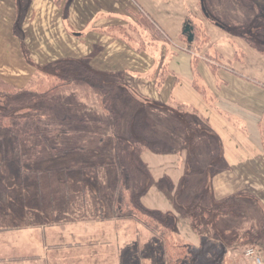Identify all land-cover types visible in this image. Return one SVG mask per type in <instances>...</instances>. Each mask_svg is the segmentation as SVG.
Instances as JSON below:
<instances>
[{
  "label": "crops",
  "instance_id": "0c3cea01",
  "mask_svg": "<svg viewBox=\"0 0 264 264\" xmlns=\"http://www.w3.org/2000/svg\"><path fill=\"white\" fill-rule=\"evenodd\" d=\"M12 2L0 0L2 78L18 87L26 86L35 72L21 55L20 41L34 44L41 51L48 47L49 42L59 47L56 58L63 61L88 58L93 70L108 75L120 74L131 90L151 101L168 103L173 98L190 107L196 105L193 108L197 113L201 112L207 125L202 129L206 133L203 135L205 143L202 141L197 148L198 159L202 160L201 155H204L212 160L207 169L213 161L216 165H223V169L215 175L211 174L213 176L209 179L203 177L199 187L210 189L207 194L214 201H225L229 196V199L236 197L238 200L236 195L239 193L251 196L244 200L239 198L241 207L239 203L232 204L233 214L224 213L219 218L220 229L227 228L226 233L240 230L238 225H234V211L245 207L254 215L259 214L263 224L264 52L252 44L255 41L253 36L235 34L233 37L225 26L209 18L201 0H29L31 4L27 7L23 29L17 32L12 28L10 13L15 10ZM221 3V0H205L208 9L214 7L223 17ZM139 14L158 29L165 38L162 42H166L167 46L161 42L154 45L158 50L138 51L115 35L126 29L128 17L136 22ZM238 14L236 12L232 18L237 19ZM190 16L193 21L203 23L209 37L201 52L204 57H200L196 64L200 80L207 86L208 99L194 87L193 55L174 46L186 47L180 37ZM243 16L241 26L255 22L249 10H243ZM222 41L227 44L223 45L225 54L218 50L212 53L211 50ZM15 45L19 53L14 50ZM1 49H9L10 53L6 55ZM228 51L231 52L227 58ZM209 60L225 65H215L216 69H213ZM163 63L168 65L171 73L159 88L155 80ZM145 73L155 76L142 77ZM188 156L186 151L180 155L153 152L143 155L155 179V185L143 198L147 207L175 212L174 203L159 188V184L168 177L175 194L183 180L191 182ZM196 170L199 168L196 167ZM187 174H190L188 178ZM48 198L50 203H73L77 199L64 196ZM48 198L39 197L36 201L44 202ZM256 204L259 209H256ZM65 206L49 205L46 211L51 221L38 222L33 228L16 229L23 236L21 239L17 237V241L10 240L16 246L24 245L33 257L18 261L24 264H164L165 257H160L158 243L155 249L154 245H146L145 248L143 227H130L124 223L122 216L114 214L106 218L98 217L96 215L100 210L92 211L86 219L84 214L89 211L88 205ZM67 212H80V217L72 219L74 226L68 225V219H61ZM106 220L113 225H104ZM259 224L254 227L259 228ZM184 231L185 237L194 245L202 244L203 240L207 242L208 236L203 239L202 231L201 234L195 232L191 226Z\"/></svg>",
  "mask_w": 264,
  "mask_h": 264
},
{
  "label": "rangeland",
  "instance_id": "374dc122",
  "mask_svg": "<svg viewBox=\"0 0 264 264\" xmlns=\"http://www.w3.org/2000/svg\"><path fill=\"white\" fill-rule=\"evenodd\" d=\"M221 1L224 11L223 17L215 11L214 7H211L212 10H210V8L209 11L212 15L215 16V18L220 17V20L233 37L235 36V34H243L249 38L253 36L255 39H264V34L260 36L261 34L259 33V31L254 29L255 26H259L262 27V29L260 30L264 31V0ZM12 4L15 8V10L10 13L11 21L13 24L12 28L14 27V29L19 32L23 29L25 14L28 11L27 7L29 6V4H31V2H29V0H13ZM257 6L263 9V14L260 12L261 16H258L260 9L257 8ZM249 7L255 9V14L250 12V16L251 18H254L255 22L257 23L255 24L254 22L250 25L241 26L240 22L243 18H245V16L242 17V12L243 10H247ZM236 12H239L238 17L237 19H233L232 15L236 14ZM127 19L128 23L125 28L126 30H128L127 28H129V32L133 34L134 45L132 46L136 48L142 43L141 40H143L144 38L148 39L149 36L140 35V33H137V29L133 30V27L135 26V21L129 17ZM197 22L200 23L199 20H197ZM254 30L256 34L260 35L258 36L256 34H253ZM139 31H141V29H139ZM162 43V45L167 46L166 42ZM47 45L48 47L41 51L39 47L35 48L34 44H29L27 42L20 41L19 47L21 50V55H23L24 60L29 65V67H32L34 72L39 71V68L47 69L52 63L61 60L56 58L55 56L56 49H58L59 47H56V45H52V43L49 42L47 43ZM223 45L227 44L223 41L218 43L215 49L211 50L212 53H215V51L218 50L225 54V48L223 47ZM174 46L177 50L187 48H179L178 45ZM152 48L158 50L156 46ZM9 49L11 50V48ZM9 49H1V51L8 55L10 53ZM14 50L18 51L16 45L14 46ZM148 51L150 52L151 50ZM230 52L231 51L227 52V58L229 57ZM36 53L37 56L35 55ZM190 53L194 56V54H196V50L192 49ZM200 57L204 56L200 54ZM70 61L76 63L81 62L91 68V62L88 58L78 59V61L77 59H74ZM227 61L228 60H226V63ZM210 62L213 65H225L222 62L218 63L220 61L211 60ZM100 74L102 75L101 78L105 82H114L116 80H121L125 84V80L120 74ZM146 75L147 74L145 73L144 75H142V77H146ZM133 92L136 93L135 90H133ZM139 96L143 97L144 99L148 98L143 95ZM85 101H87L86 110L83 111L82 115L78 116L79 118L87 116L88 118L96 119L97 113L102 114L101 111L97 108L96 102L93 99ZM146 101L151 102V100ZM146 101L145 103L148 104V102ZM166 105L167 106L162 105V108H164L166 112L170 113V116L172 115L173 117L176 116L178 118V115L174 113L176 112V106L174 104H171L170 102ZM52 106L54 110L56 109V112H54L56 116H61V107H56L53 104ZM192 107L197 106L192 105ZM57 108L59 109V111ZM151 111L152 115L154 116V120L156 121L155 124L160 125L159 119L161 111L159 112L157 110H150V114ZM45 113H47V111ZM163 117L164 116L162 115L161 119ZM166 122L167 124H165V126L168 125L170 127V132H168L167 135L171 136L167 138L166 142L170 143L171 147L175 150L164 155H180L181 153L183 154L184 151H186L189 155L188 163H191L190 174H192L191 182H188V186H185V184L179 185L176 189V192L178 191L176 195L173 194L174 186L169 184L168 177L162 179L159 184V188L162 189L169 196V198L175 205V212H168H172L175 215V224L177 226L176 237L178 238L176 239V242L180 243L177 246L192 244V242L188 240L184 235V230L186 229V227L188 228L189 226H191L192 230L195 232L201 234L202 231L203 239L206 238V235L208 236L207 242H204L203 240L202 244H199L198 246L192 244L197 248L196 252H199V254L196 256L199 257L198 264H252L251 259L246 255V249L251 246H255L257 248L259 247L253 243L247 242V240L242 239V237H244V235L248 236L250 234L248 231L252 230V228H256L254 226L260 223L261 218L258 217L259 214L254 215L252 211H247V208L245 207L244 209H241V211L239 209L234 211V225H238L240 230H234L232 232L226 233L225 231L227 228L221 227L220 229V219L217 220L220 230L216 229L217 226H215L216 228L213 227V224H211L213 223L212 210L215 209V206L212 208V204L215 205L214 202L221 201L212 200L211 195L208 198L202 196L201 194H204V191L201 193V188L199 187V185L203 177H207L209 179L211 176L215 175L217 172L222 170L223 165H216L213 161L212 166L207 169L208 164L210 163L209 161L212 160L206 156L204 157V155H201L202 160H199V155L197 152L198 147L192 150L190 148V144L185 143L186 138L181 139L179 137L181 135L179 126L177 125L176 129L171 125L172 122H170V124L168 121ZM186 122L188 124L192 122L194 124L200 125L198 126V129L200 128V130L206 128L207 126L204 123L201 112L191 115L190 118L186 120ZM158 125L156 126L157 129ZM81 138H78V140H76V138H73L71 141L68 140L69 143H72V146L67 148H74V150H76L74 152L71 151L57 153L53 150V148H66L64 146L66 145L65 140L54 138L43 139L40 136L32 138H23L20 141L22 143V148L19 149L18 139L7 129L0 127V264H24L22 261L18 260H31L33 258L31 257L30 251H28V249H26L24 245L16 246L15 243L10 239H15L16 241L17 237H20L21 239L23 235L17 232L16 229L18 228H33L37 226L38 222L51 221L49 215L47 214L46 207L52 204L66 205L65 207L67 208H71L72 206L76 207V205H88L89 211L87 215L86 213L84 214L86 219L88 218V215H92V211L97 212L98 210H100L96 215L98 217L106 218L114 214L116 217L122 216L125 219L124 223L128 224V226L130 227H143V241L145 243V248L146 245H154L155 249V246L158 243V246L160 248V257H165V264L167 261V255L163 239H161V237L157 233L149 229L146 225H144L141 221L137 220L135 217L124 216L122 214L118 215L117 211H119V208L115 205L114 202L117 186V173L115 167L112 164L108 165V163L111 162L113 159V151L110 150L111 148H109L104 154L102 150H98L95 147H91L88 143L84 145L85 142L82 141V143L80 141ZM187 144L189 146L185 147V145ZM81 147L88 148L85 151H81ZM171 147H169V145H166L164 149H169ZM54 149L56 150V148ZM91 151H94L95 153ZM101 162H104L107 165H102ZM196 167H198L199 170H196ZM154 185L155 179L153 186ZM152 187L150 188V190L152 189ZM202 188L204 189L206 187ZM209 191L211 190L209 189ZM197 194L199 195V198L202 197V200L198 198ZM51 196L58 198L63 196L68 198L77 197V203H50L48 197ZM236 196L240 197L241 200H244L246 198L248 199L249 197H251L249 196V194L245 193H239ZM39 197H43L45 199L48 198V201L37 202L36 200L39 199ZM229 197H227V199L225 200L228 201L227 205H232L236 203L238 205L239 203L240 207L242 206V203L238 202L236 197H233V199H229ZM198 201H202V206L197 204ZM142 203L146 208L151 209L147 207V204L144 203L143 199ZM190 205L192 208L190 207ZM255 207L256 209H259V206L257 204L255 205ZM73 213L74 212H67L66 214H64V216L61 217V219H68V225L74 226L75 223L72 221V219L75 220V218H78L81 215H78L80 214V212H76L75 214ZM221 216H219V218H221ZM194 220L196 221V223L194 222ZM197 223L201 226L199 231H196L195 229V227H197ZM104 225L113 224L112 222L106 220V222H104ZM260 225L262 226L261 223L259 224V226ZM221 231H223L226 235L221 233ZM214 234L217 235L219 240L216 239L217 237L215 238ZM149 235L152 238H150Z\"/></svg>",
  "mask_w": 264,
  "mask_h": 264
},
{
  "label": "trees",
  "instance_id": "16d2710c",
  "mask_svg": "<svg viewBox=\"0 0 264 264\" xmlns=\"http://www.w3.org/2000/svg\"><path fill=\"white\" fill-rule=\"evenodd\" d=\"M205 6L209 18L213 22H218L224 26L217 17L215 18L211 14L207 5ZM250 7L246 12L249 10L255 14V9ZM257 8L260 9L258 16H261L260 12L263 14V9L259 6ZM187 27H189V31H185ZM127 29L119 31L115 35H118L130 45H134L133 34L129 32V28ZM134 29H137V33H140V35L149 36L148 39L144 38L141 40L142 43L136 47L138 51H147L154 45L165 41L158 29L142 14L138 15ZM254 29L259 31L260 36L264 34V31L260 30L262 27L255 26ZM255 30L253 34H256ZM190 33L193 35L192 38H190ZM180 39L189 51L192 49L196 50V54L193 56L195 68L193 83L194 87L208 99L210 97L208 96L207 86L201 82L200 75L196 69L200 54L204 46L209 42L203 23L193 21L190 16L185 23V29ZM252 44H255L260 51L264 52V39L257 38ZM211 58L217 59L218 57L211 56ZM210 65L213 69H216L215 65ZM170 73L168 65L163 63L160 67L159 76L155 80L157 87L163 86ZM101 76L100 73L84 63L63 60L52 63L47 69L39 68V71L35 72V75L24 87L13 85L0 76V127L7 129L18 139L19 149L22 148L20 141L23 138L36 136H40L43 139L65 140L66 145L64 146L66 148L54 147L56 150L53 148L57 153L76 151L74 148H67L72 146V143H69L68 140L71 141L73 138L78 140L81 137L80 141H84V145L88 143L89 146L102 150L104 154L107 149L111 148L113 159L108 165L112 164L117 173L114 202L119 208V211H117L118 215L135 217L157 233L163 239L167 264H198L199 257L196 256L199 252H196L197 248L195 246L192 244L177 246L180 243L176 242L178 238L176 237L177 226L174 213L151 210L142 203L143 197L154 184L153 175L147 163L143 160L144 153L152 151L157 154H166L175 150L170 143L166 142L167 138L171 137L167 135L170 132V127L168 125L165 126L167 124L166 121L169 124L172 122L171 125L176 129L177 125L179 126L181 131L179 137L181 139L186 138L185 143H189L192 150L196 149L202 141L205 143L204 136L206 133H203L200 128L198 129L200 125L186 122L191 115L197 113V110L171 98L169 102L176 106V112L174 113L178 115V118L170 116V113L162 108V105L167 106L166 104L169 102L159 103L153 100L148 102L146 100L150 99H144L137 95L123 81L105 82ZM154 76L155 74L153 73L146 75V77L150 78ZM89 99H93L96 102V106L102 114L97 113L96 119H91L87 116L79 118L78 116L82 115L83 111L86 110L87 101L85 100ZM52 104L56 107H61H59L62 110L61 116H56L54 113L56 109H53ZM148 110L161 111L160 125L155 124L156 121L152 111L150 114ZM46 111L47 113H45ZM162 115L164 117L161 119ZM166 145L171 148L164 149ZM186 146L189 145L187 144ZM87 148L81 147V151H85ZM91 152L95 153L94 151ZM101 164L107 165L104 162H101ZM188 182L187 179L183 180V185L188 186ZM200 191L201 193L204 191V194L201 195L205 196V198L210 197L206 188H202ZM239 198L238 202L241 201ZM199 199L202 200V197ZM201 202L198 201L197 204L201 205ZM227 202L221 201L214 202L215 205L212 204V208L215 206V209L212 210L213 223L211 224H213V227L217 226V228L215 227L216 229H219L217 220L221 214H233L232 205H227ZM195 220L194 222L196 223ZM200 228L201 226L197 223L196 231H199ZM221 233L225 234L223 231ZM249 233L248 236L244 235L242 239L255 244L264 252V220L261 227L253 228ZM214 235L216 238L217 235Z\"/></svg>",
  "mask_w": 264,
  "mask_h": 264
},
{
  "label": "built area",
  "instance_id": "2783aa9c",
  "mask_svg": "<svg viewBox=\"0 0 264 264\" xmlns=\"http://www.w3.org/2000/svg\"><path fill=\"white\" fill-rule=\"evenodd\" d=\"M182 50L186 49L182 48ZM246 255L251 259L252 264H264V252L261 249L255 246L248 247L246 249Z\"/></svg>",
  "mask_w": 264,
  "mask_h": 264
},
{
  "label": "water",
  "instance_id": "95a60500",
  "mask_svg": "<svg viewBox=\"0 0 264 264\" xmlns=\"http://www.w3.org/2000/svg\"><path fill=\"white\" fill-rule=\"evenodd\" d=\"M201 2H202V6H203L204 11H206V8L204 5V0H201ZM189 30H190L189 27H187L185 31H189ZM192 36H193L192 33H190V38H192Z\"/></svg>",
  "mask_w": 264,
  "mask_h": 264
},
{
  "label": "flooded vegetation",
  "instance_id": "af4514ba",
  "mask_svg": "<svg viewBox=\"0 0 264 264\" xmlns=\"http://www.w3.org/2000/svg\"><path fill=\"white\" fill-rule=\"evenodd\" d=\"M186 51H189L187 48H186ZM190 52V51H189Z\"/></svg>",
  "mask_w": 264,
  "mask_h": 264
}]
</instances>
